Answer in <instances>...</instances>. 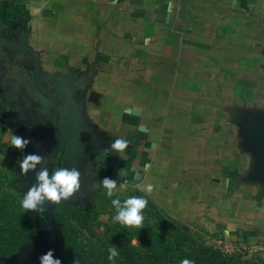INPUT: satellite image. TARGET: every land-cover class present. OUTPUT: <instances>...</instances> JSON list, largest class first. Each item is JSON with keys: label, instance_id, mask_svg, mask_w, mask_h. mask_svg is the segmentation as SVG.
I'll list each match as a JSON object with an SVG mask.
<instances>
[{"label": "crops", "instance_id": "obj_1", "mask_svg": "<svg viewBox=\"0 0 264 264\" xmlns=\"http://www.w3.org/2000/svg\"><path fill=\"white\" fill-rule=\"evenodd\" d=\"M17 59L42 88L82 89L73 128L92 145L128 139L138 156L123 160L159 207L264 247L261 159L242 126L264 119V0H0V76L18 77Z\"/></svg>", "mask_w": 264, "mask_h": 264}, {"label": "rangeland", "instance_id": "obj_2", "mask_svg": "<svg viewBox=\"0 0 264 264\" xmlns=\"http://www.w3.org/2000/svg\"><path fill=\"white\" fill-rule=\"evenodd\" d=\"M14 65V69L22 70L18 77L5 73L0 76V111L10 109L15 115L11 118L10 111L0 113V264H13V257L37 239L38 223L34 214L38 212L20 206L21 197L30 185L37 182V176L31 178L30 170L22 174L20 161L25 155L35 153L41 157L35 167L51 171L47 146L51 144L52 138L58 144V135L62 142L67 140L71 120L69 115L73 109L71 103L82 94V89L71 80L61 82L59 86L57 83L55 86L45 85L44 88L51 92L56 101L48 104V95L40 87L36 71L28 67L24 60L17 59ZM53 106L56 107L57 115ZM79 121L82 123V118ZM77 132L80 133L78 139L84 142L90 138L89 132L84 129L77 127ZM12 134L26 138L29 143L23 149L13 147L10 144ZM110 141L105 139L104 144H89V149L98 153V160L90 162L91 166L78 192L59 203L44 202L47 223L49 228L51 223L54 224L58 237L57 257L61 258L62 264H74V261H79V264H142L148 261L145 248L150 238L154 237L146 233V229L171 242L173 235L167 233V227L176 234L185 229L184 235H188V241L192 239L200 247L209 243L224 255H241L242 258H258L259 262H264V247L248 242L220 241L206 235L202 224L184 221L159 207L152 193L144 192L142 185H139L137 168L130 167L129 162L123 160L128 154L131 159L137 158L138 152L118 154L111 149ZM117 156L121 159H117ZM105 177L116 180L114 197L122 201L132 195H146L152 200L147 198L148 206L143 210V227H126L113 221L115 209L111 205V198L104 195L101 184ZM149 203L156 204L161 211ZM42 224L47 227L46 222ZM178 241L173 245L178 244ZM110 246L119 252L113 262L107 259ZM3 249L10 253L5 254Z\"/></svg>", "mask_w": 264, "mask_h": 264}, {"label": "clouds", "instance_id": "obj_3", "mask_svg": "<svg viewBox=\"0 0 264 264\" xmlns=\"http://www.w3.org/2000/svg\"><path fill=\"white\" fill-rule=\"evenodd\" d=\"M28 143L29 141L20 135H11L10 144L17 149H23ZM128 145L129 140L120 137L114 139L110 147L120 154L124 152ZM40 160L41 157L35 153L25 155L19 164L22 174L34 169ZM36 181V183L27 188L21 197L20 206L25 210H34L42 213L45 201L59 203L62 200L69 199L80 190L81 172L76 168L58 167L49 175L48 169H43L38 173ZM101 184L104 195L111 198V205L115 209L113 221L126 227H143L145 219L143 210L148 206L147 197L132 195L122 201L119 197H114V190L117 188L116 180L105 177ZM156 187V185L148 183L144 185L143 191L150 194ZM118 255L117 248L112 246L108 248L107 259L110 262H113ZM38 262L39 264H62L61 258L54 256V249H48L41 254L38 257ZM74 264H79V261H74ZM180 264H195V260L185 257L180 260Z\"/></svg>", "mask_w": 264, "mask_h": 264}, {"label": "trees", "instance_id": "obj_4", "mask_svg": "<svg viewBox=\"0 0 264 264\" xmlns=\"http://www.w3.org/2000/svg\"><path fill=\"white\" fill-rule=\"evenodd\" d=\"M150 201L152 202V200ZM150 205L154 208L158 207L154 203ZM157 209L159 210V207ZM159 211H161V209ZM184 232H186V230L182 229L180 234H176L175 231L167 227V233L173 235V240L169 242L166 241L162 235L153 233L150 229H146V233H151L154 237L150 238L148 246L145 248L148 261L142 264H180V260L185 257L195 260V264H264V262H259L258 258L246 259L242 258L241 255H224L212 248L209 243H204L202 247H200L194 244L192 239L188 241L189 237L188 235H184ZM177 240H179L178 244L173 245ZM2 251L5 254L10 253V251L6 249Z\"/></svg>", "mask_w": 264, "mask_h": 264}, {"label": "flooded vegetation", "instance_id": "obj_5", "mask_svg": "<svg viewBox=\"0 0 264 264\" xmlns=\"http://www.w3.org/2000/svg\"><path fill=\"white\" fill-rule=\"evenodd\" d=\"M36 77L38 79V82L41 83L40 81V73H38V70L36 71ZM41 87V86H40ZM45 93L48 95V104H50V102L52 101L53 103H56L55 101V97L52 96L51 92H49L48 90L44 89ZM44 101V100H43ZM53 110L54 113L57 115L56 111V107L53 106ZM70 110V108H69ZM70 114V113H69ZM70 120V125L68 127L69 132H68V138L66 141L61 140V137L58 135L59 141L58 144H56L54 142V139L52 138V142L49 146H47V154H48V160L51 162L50 169L51 171H49V175L52 174V172H54L58 167H65V168H76L81 172V183H83L84 178L86 177V171L88 169V167L91 166L90 162H94L97 161L98 157V153L95 152V150H90L89 147L90 145L87 144L86 142H84L81 139H78V136H80V133L77 132V129L73 128L74 124H73V119H72V115H69ZM58 145V148H57ZM83 145H85V148L83 147ZM88 145V146H87ZM96 159V160H95ZM43 164V163H42ZM39 170H41L40 168H34L30 170V177L34 178L36 177L39 172ZM46 202V201H45ZM40 218H39V222L40 224L46 222L47 226L46 229L41 230V236L40 239L38 241L39 245H44V252L47 251L48 248L51 249V237L47 238L46 235H48L49 231V225L47 223V213H46V209H44L43 207V212L42 213H38ZM47 233V234H46ZM33 249V248H32ZM35 250V249H34ZM34 250L32 252H30L28 255L31 256L32 253L34 252ZM44 252L42 251H37L36 253H34V257H39L41 254H43ZM40 253V254H39ZM29 258V257H28ZM24 257H20L16 264H20L21 261H23V264H25V262H27V260H23Z\"/></svg>", "mask_w": 264, "mask_h": 264}, {"label": "water", "instance_id": "obj_6", "mask_svg": "<svg viewBox=\"0 0 264 264\" xmlns=\"http://www.w3.org/2000/svg\"><path fill=\"white\" fill-rule=\"evenodd\" d=\"M23 49L26 50V48H23ZM38 73H39V70H38ZM242 126H243L245 133L248 135V143L257 150V154L259 155L261 159L259 165L254 170V174L264 176V119H245L242 122ZM34 217L36 218L37 223H38L37 235H36L37 239L35 243L26 245L21 252H19L13 257V264H16L17 260L20 257H24L23 260H27L25 264H39L38 257L37 256L34 257V253H36L38 250L44 252V245H39L38 239H40L41 230H43L44 232V229H46V227H44L43 224H40L39 214H34ZM48 230H49V233L46 236L47 238H50V237L52 238L51 239V246H52L51 249H54V256H57L58 237L54 229L53 223L50 224V228H48ZM33 250L34 252L32 253V255L29 256L28 254L32 252ZM20 264H23V261H21Z\"/></svg>", "mask_w": 264, "mask_h": 264}]
</instances>
